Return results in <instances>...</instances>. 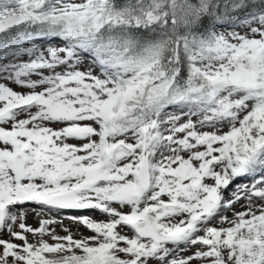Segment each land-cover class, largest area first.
Wrapping results in <instances>:
<instances>
[{
	"label": "snow or ice",
	"instance_id": "obj_1",
	"mask_svg": "<svg viewBox=\"0 0 264 264\" xmlns=\"http://www.w3.org/2000/svg\"><path fill=\"white\" fill-rule=\"evenodd\" d=\"M0 264H264V0H0Z\"/></svg>",
	"mask_w": 264,
	"mask_h": 264
},
{
	"label": "rangeland",
	"instance_id": "obj_2",
	"mask_svg": "<svg viewBox=\"0 0 264 264\" xmlns=\"http://www.w3.org/2000/svg\"><path fill=\"white\" fill-rule=\"evenodd\" d=\"M28 215H27V220L26 222L30 225H33V226H38V220H39V217L36 215V212L39 211L38 208H36L35 205H28ZM237 208H239V205H237ZM33 209H35V211H33ZM89 215H92L94 216L95 218L97 219H102V217H100L99 213H88ZM228 216H231V212H228L227 213ZM66 225H69L70 227L73 228V231H77V228L76 226H73L70 224V221H67L65 220L64 222ZM56 231L59 232L61 235H63L64 233L61 231L60 227L59 226H56ZM78 231L80 232H83L84 234H89L87 233V231L83 228H79ZM195 249H192L191 251H194ZM184 254H187V253H181V255H184Z\"/></svg>",
	"mask_w": 264,
	"mask_h": 264
}]
</instances>
